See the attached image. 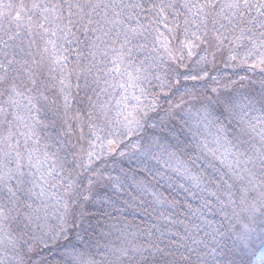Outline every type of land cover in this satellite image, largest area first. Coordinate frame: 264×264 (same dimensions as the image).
Returning <instances> with one entry per match:
<instances>
[{
    "label": "snow or ice",
    "instance_id": "1",
    "mask_svg": "<svg viewBox=\"0 0 264 264\" xmlns=\"http://www.w3.org/2000/svg\"><path fill=\"white\" fill-rule=\"evenodd\" d=\"M141 15L150 17L147 26L139 22ZM133 20L137 22L135 27H129V22ZM0 21L6 22H0V97L4 98L0 102V251L4 253L0 257V264H44L42 257L32 259L33 256L39 257L38 247L46 239L55 241L61 236L67 241L66 247L71 249L68 252L71 264H98L94 259L83 260L84 253L78 252L66 235L76 224L72 205L81 198L73 187L76 182L68 180L63 194L57 196L52 190L57 188L60 180L66 178L53 175L55 165L45 166L49 153L44 151L41 154L35 146L39 143L37 126L40 121L37 113L43 110L41 102L49 99L45 92L49 87H55L38 79L46 64L50 65L49 72L53 71L51 66L59 69L58 83L66 106L73 87L70 82L73 72L76 73L75 87L85 92L88 101L87 125L94 139L89 140L90 150L83 153L87 157L86 162L80 164L84 171H90L102 156L116 152L128 141L133 150H140L142 155L160 165L153 179L165 178L166 169H171L201 191H206L203 185L212 181L193 172L188 161L181 158L185 155L187 144L177 141L171 146L173 150L166 153L167 159H164L162 155L151 153L150 145L141 147L138 140H129V137L138 136L144 130L145 123L151 118L150 113L156 111L159 97L143 87L148 81L147 75H144L146 69L142 62L140 67L132 66L131 51L126 52L127 46L137 35L154 31V42H159L168 58L177 62V67L173 69L176 76L181 75L179 67H186L185 53L190 58L201 45L205 46V55L197 63H209L208 57L212 56L214 60L215 53L225 47L229 51L243 48L241 63L252 60L253 67L264 70V0H8L7 3L0 0ZM161 25L167 30V36L160 31ZM180 36H183L182 40ZM169 37L178 43L173 46ZM24 40L27 41L26 45ZM38 41L42 42V47ZM60 41L75 42L78 48L83 45L88 49V55L78 51L77 60L68 69V57L63 55L67 49ZM117 42L118 50L115 48ZM110 51L114 57L106 60ZM98 52L104 57L99 61L96 60ZM80 57L87 63H81ZM229 59L235 60L237 56L232 55ZM105 61L112 67H97V64H105ZM183 79L198 80L203 77L184 75ZM159 87H169L171 90L172 86L161 82ZM89 91L97 100L88 95ZM101 95L107 97L103 102H99ZM149 97L152 98L151 103H147ZM226 107L230 108L231 105ZM257 123L261 125L260 131L252 122L247 124V130L243 127L233 129L236 133L233 139L241 145L246 144L242 137L248 135V131L260 137L261 148L256 151L261 169L259 186L264 188V121ZM227 135L225 127H218L215 137L217 147L209 148L207 142L199 145L227 169L224 175L219 176L218 189L227 183L225 175L231 173L229 179L241 178V172L248 173V183L252 188L257 187L256 174L242 166L239 159L245 153H233L229 147H224L225 144L232 145ZM249 139L252 137L249 136ZM29 142H32V146H29ZM120 155L123 156L124 152H120ZM256 158L248 156L247 161ZM172 160H175L176 166L172 165ZM208 166L219 172L215 164L209 162ZM147 171L152 172L151 169ZM52 180H57V184L51 183ZM91 183L92 179L89 178ZM137 188L143 191L146 185L138 183ZM180 188L188 195H194L191 188H184L183 184ZM248 190L245 187V197ZM211 194L215 196L216 192ZM21 196L25 199L22 200ZM49 197H56V202L63 209L58 231L54 235H49L45 230L46 225L41 223V213L45 217L48 214L45 202ZM82 198L88 199L87 196ZM153 198L160 205L176 204L175 199L168 201L155 192ZM259 202L258 208L255 198L251 204H247L245 198L241 199V204L245 205L243 210L253 213L260 211L264 209V191L259 193ZM22 208L26 210L22 211ZM161 216L168 219L163 213ZM117 232L119 235L116 239L120 245H110L105 253H101L105 258L103 264H190L191 256L195 255L194 250L186 246L187 255L180 252V246L174 247L176 242L161 246L163 232L147 243H140L136 232L126 229H117ZM193 243L196 241L193 240ZM9 254L11 259H7ZM261 264H264V259Z\"/></svg>",
    "mask_w": 264,
    "mask_h": 264
},
{
    "label": "trees",
    "instance_id": "2",
    "mask_svg": "<svg viewBox=\"0 0 264 264\" xmlns=\"http://www.w3.org/2000/svg\"><path fill=\"white\" fill-rule=\"evenodd\" d=\"M4 2L7 3L8 0ZM149 19V16L141 15L139 22L147 26ZM136 23L133 20L128 26L135 27ZM160 31L168 35L163 25L160 26ZM154 36V31L137 35L126 49V52L131 51L132 66L140 67L142 62L143 68L146 69L144 75H147L148 81L143 84V87L149 88V91L155 92L159 97L156 111L150 113L151 118L145 123L144 130L138 136L129 137V140L132 142L138 140L141 147L150 145V152L162 155L164 159H167L166 153L173 150L171 146L177 141L187 144L185 155L181 158L188 161L193 172L200 173L212 183L203 185L207 190L201 191L192 187L188 181L171 169H166L165 178L153 179L160 165L142 155L140 150H133L128 141H125L124 146L116 152L102 156L90 171H84L80 167V164L87 159L83 153L90 150L89 140L94 139L87 125L88 101L85 92L82 88L75 87L76 73L73 72L70 80L73 87L68 95L66 106L64 93L60 91L58 83L59 69L51 66L53 71L49 72L50 65L46 64L41 69L42 75L38 79L55 87H49V90L45 92L49 99L41 102L44 106L43 110L37 113L40 121L37 126L39 143L35 146L40 149L41 154L44 151L49 153L45 166L55 165L53 175L59 174L58 178H66L60 180L59 184L57 180L51 181L57 184V188L52 190L57 196L63 194L64 185L68 180H74L76 185H79V187L73 186L81 194V198L72 205L76 214V224L66 233L68 240L76 246L78 252L84 253L83 260L94 259L98 264H103L105 258L101 253H105L108 246L120 245V241L116 239L119 235L117 229L136 232L140 243L154 241L163 232L161 246L176 242L174 247L180 246L179 251L185 252L186 255V247L194 250L195 255L191 256L190 264H257L256 258L264 250V209L260 215H256L257 219L254 220L257 227L252 228L251 233L245 235L243 220H246V216L240 210L239 196V188L242 187V177H244L242 172L241 178L229 179L232 174L225 175L224 180L227 183L218 189L219 176L224 175L227 169L199 147L202 143H211L212 136L217 133L205 128L197 133L199 135L190 137L191 129L194 130L191 124L186 122L187 118L182 121L180 115L186 108L192 110L194 114L195 106L192 108L191 105L204 102L203 105H209V109L218 119L223 122L230 120L231 114L228 113L232 109L227 110L221 103L222 98L225 97L233 99L230 101L248 102V106L251 105L248 108L254 107L256 110L252 118L254 119L255 115L264 118V106H262L264 105V70L260 67L254 68L252 60H248L246 64L241 63V57L244 56L245 51L243 48L229 51L228 47H225L215 53L214 60L212 56H209V63L202 61L197 63L200 57L205 55L203 51L205 46L201 45L190 58L185 53L186 67H179L178 71L181 75L176 76L173 69L177 67V62L168 58L160 43L154 42ZM69 39L72 38L69 37ZM169 39L173 46L178 43L171 37ZM180 39L182 40L183 36H180ZM38 43L40 47L43 46L42 42L38 41ZM60 43L67 49L63 55L68 57V69H71L77 60L78 51L88 55V49L83 45L78 48L75 42L60 41ZM24 44H27L26 40ZM115 48L119 49V42L116 43ZM232 55H236L237 59L230 60L229 57ZM113 57L114 53L110 51L106 60H111ZM103 58L98 52L96 60ZM79 59L81 63H87L83 57ZM89 59L92 58L89 57ZM127 62L126 56L125 63ZM97 67L106 69L111 68L112 65L105 61V64H97ZM205 72H207L206 76ZM184 75L202 76L203 79L184 80ZM177 80H179L178 84ZM161 82L170 84L171 90L169 87L161 89L159 87ZM80 83L83 84V78ZM88 95H91L94 101L97 100L90 91ZM118 95L119 90H117ZM3 99L0 97V102H3ZM106 99V96L101 95L99 102ZM181 100L184 102L181 103ZM151 102L152 98L149 97L147 103ZM113 103H115L114 100ZM241 114H244V110ZM241 121L245 123L236 121L232 128L238 130V127H243L247 130L250 119H241ZM81 129L83 138H81ZM250 134L253 135L251 131H248V135ZM246 136L242 139L245 140ZM29 146H32V142H29ZM243 146L245 149L241 152L248 150L250 156L257 150L255 147H258V143L255 141ZM120 152H124V155L121 156ZM255 156L257 158L253 161L257 182L261 178V169L258 154ZM173 161L175 160L171 161L172 165ZM192 161H195L194 165ZM209 162L215 164L219 172L209 167ZM147 169H151L152 172ZM93 172L98 174L92 175ZM89 178L92 179L91 184H89ZM138 183L146 185L145 190H139ZM181 184L184 188H191L194 195H188L183 191L180 188ZM153 192L162 195L168 201L175 199L176 204L172 206L157 204L153 198ZM212 192H216V195L213 196ZM83 196H87L88 199L84 200ZM233 196L236 197V202ZM21 199L25 197L21 196ZM45 203L48 205L46 209L48 214L45 217L43 212L41 213V223L46 225L45 230L49 232V235H54L58 231L63 209L56 202V197H49ZM21 210L25 211L26 208ZM161 213L168 219L165 220ZM238 214H241V218ZM149 232L152 233L151 236L148 235ZM193 240L196 243H193ZM66 245L67 241L63 236L55 241L46 239L44 244L38 247L39 257L33 256L32 259L39 260L42 257L44 264H71V257L68 255L71 249ZM3 256L4 253L0 251V257ZM108 258L111 259V257ZM7 259H11V254Z\"/></svg>",
    "mask_w": 264,
    "mask_h": 264
},
{
    "label": "rangeland",
    "instance_id": "3",
    "mask_svg": "<svg viewBox=\"0 0 264 264\" xmlns=\"http://www.w3.org/2000/svg\"><path fill=\"white\" fill-rule=\"evenodd\" d=\"M254 68H257V67H254ZM230 100H233V99L224 97V99L222 98V100H221V103L223 104V106H225V108L227 110L228 109H232V111L228 113V114H231L230 115L231 117L229 116L230 120H225L224 122H223V120L218 119L213 114V111H211L209 109V107H210L209 105H203L204 102H202L201 104L191 105L192 108H194V106H195L194 114H193L192 110H189V108L184 109V111H182L180 117L182 118V121L187 118L186 122L188 124H191V127L193 128L194 131H192V129H191L190 137L199 135L197 133L199 131L201 132L205 128H207V130L212 129L214 132L217 133V128L218 127H222V125H223V127H225V129H226V131L228 133L227 139L229 141H232V145L225 144L224 147H229L232 152H237L239 150L241 152L243 149H245V147L243 145H241L238 141L233 139V137L235 136L236 133L233 132L232 126L235 124L236 121L237 122H241V123H245V121L243 122V121H241V119H247V120L250 119V122L256 124L257 131H260L261 125L259 123H257V121H264V118L260 117L258 115H255L254 119H253L252 117H253V114L256 112V110H255L254 107L253 108H248V102L237 101V100L230 101ZM226 105H231V107L227 108ZM205 109H206V111H205ZM243 110H244V114L242 115L241 113H243ZM189 115H191V116H189ZM238 128H241V127H238ZM252 134L253 135H251V134L247 135L245 140L247 141V143L256 141L258 143V147H255V149L257 148V150H259L261 148L260 137L257 136L253 132H252ZM249 136H251L252 139H249ZM215 137H216V135L212 136V141H211V143L208 144L209 148H211V146L213 148L217 147V145L215 143ZM244 153L245 154L243 156L239 157L242 166H246L247 168L251 169L254 172L255 171V169H254V166H255L254 161L253 160L250 161V162L247 161V157L249 156L248 155V150H246ZM256 154H258L257 151H255L250 156H255ZM246 155H248V156L246 157ZM173 166H176V162L175 161H173ZM242 174H243L244 177H242L243 178V183H241L242 187L239 188V190H240V194H239L240 201H241L242 198H245L246 203L247 204H251L252 200L255 198L257 200L256 206L259 208L260 207L259 193L261 191H264V188L259 186V181L256 182L257 187L252 188V186L248 183L249 179H250V177L248 176V173L247 172H242ZM245 187H247L249 189L248 192H247V196L246 197H245V194H244ZM233 199L236 202V197L235 196H233ZM240 206H241L240 210L246 216L245 217L246 220L245 221L243 220V227H244L243 233L246 235L250 231L253 230L252 228L257 227V224H256V222L254 220L257 219L256 215H260L261 212L263 211V209L253 213V212H250V211L243 210L244 207H245L244 204H240ZM238 216L241 218V214H238ZM262 259H264V250L262 252H260L259 256L256 258V263L257 264H261V260Z\"/></svg>",
    "mask_w": 264,
    "mask_h": 264
}]
</instances>
